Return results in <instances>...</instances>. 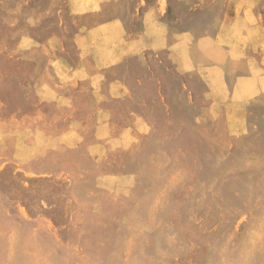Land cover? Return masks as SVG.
<instances>
[{
    "label": "rangeland",
    "instance_id": "374dc122",
    "mask_svg": "<svg viewBox=\"0 0 264 264\" xmlns=\"http://www.w3.org/2000/svg\"><path fill=\"white\" fill-rule=\"evenodd\" d=\"M236 2L0 0V264H264V92L223 58ZM142 31L156 50L133 53Z\"/></svg>",
    "mask_w": 264,
    "mask_h": 264
},
{
    "label": "crops",
    "instance_id": "0c3cea01",
    "mask_svg": "<svg viewBox=\"0 0 264 264\" xmlns=\"http://www.w3.org/2000/svg\"><path fill=\"white\" fill-rule=\"evenodd\" d=\"M236 3H238L239 6H242L244 10L243 12L244 16L242 17L240 21L242 38L245 41V44L243 46L244 49L234 52L231 49L225 48L226 53L224 54L223 58L226 60L227 56L231 57L232 54L235 55L237 53L242 54L244 56V60L233 70V72L238 73L240 75H242L243 73H249L250 76L254 77L255 81L246 80L244 81L245 83L243 84V86L246 89V91L250 92L254 96V98L257 99L259 98L260 95H262V92H264V66H263L262 59H260L258 55L259 34H260V31L264 33L263 31L264 29V6H263L264 0H237ZM162 4H163L162 2L156 3L157 7H160V8L162 7ZM116 17H118V15L111 17L110 19L111 25H113L114 22H116L115 20ZM143 20L147 23L157 24L160 31L163 32L167 36H178L176 34L175 27L172 24L168 23V20L166 19V17L162 18V13L160 12H158L157 18H155L153 22L150 20L149 17H145ZM92 32H94L93 34H98L100 36H103L102 35L103 33L105 34L107 33L108 35H110L112 39V43H115V40H118V38L122 36L124 32H128V31L125 30L123 26H117L114 29V31L112 30L94 31L93 30ZM143 32L144 31L141 32L139 37L138 36L134 37V35H128L127 41H131L133 53L135 52L134 51L135 43H138V46H139L136 49H139L140 45H142V50L144 49L145 52L146 50L148 51L151 49L156 50L154 49L152 44L156 42L157 35L149 34L150 35L149 36ZM84 34L86 33H82V34L80 33V36H85ZM212 46H216V45L212 44ZM164 49L171 56L174 57V60L178 61V59L180 58V55L178 58L177 56L179 54V51L178 49H175V46H173L172 44L166 45ZM193 50H194V47H192V50L190 53H193ZM180 60L178 61L179 63H181ZM208 70L212 71L213 67L208 65ZM90 85L94 87V91H90V92L96 93L98 97L100 98L102 96L98 89L100 88V83L98 82L95 84L90 83ZM99 98L92 102L99 104L101 102V99Z\"/></svg>",
    "mask_w": 264,
    "mask_h": 264
}]
</instances>
